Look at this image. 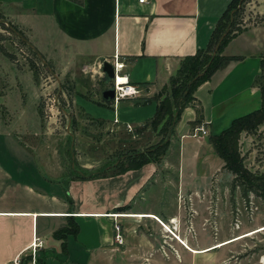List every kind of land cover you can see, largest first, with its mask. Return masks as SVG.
I'll use <instances>...</instances> for the list:
<instances>
[{
    "label": "crops",
    "instance_id": "crops-1",
    "mask_svg": "<svg viewBox=\"0 0 264 264\" xmlns=\"http://www.w3.org/2000/svg\"><path fill=\"white\" fill-rule=\"evenodd\" d=\"M230 2L0 0V5L3 16L59 77L70 75L76 68L84 75L89 69L101 74V63H111L116 56L123 65L120 74L138 89L137 95L114 106L102 102L104 107H98L88 100L79 105L105 128L124 136L133 131L134 141L130 143L144 147L160 140L148 127L140 130L154 116V94L159 88H169V79L182 59L207 47ZM221 56L237 60L223 62L195 88L193 102L181 110L165 139L164 155L106 176L73 179L63 178L62 173L43 174L30 149L25 113L22 109L11 112L9 104L0 98V264H112L119 250L126 256L141 254L144 260L157 258L153 256V236L138 237L129 222L147 221L159 230L154 217L163 222L174 216L160 217L142 210L144 200L172 195L173 191L175 196L187 190L196 194L194 187L219 172L223 162L209 137L260 107L255 79L264 58V25L243 28L226 42ZM200 123L206 135L187 136ZM168 172L178 181L174 188L168 181L161 186V176L169 177ZM70 219L77 227L75 235L55 236ZM113 224L119 227L121 244L114 240ZM139 241L142 246L136 247ZM214 245L203 251L183 247L190 254H198L216 249ZM161 257L169 258V251L159 253Z\"/></svg>",
    "mask_w": 264,
    "mask_h": 264
},
{
    "label": "rangeland",
    "instance_id": "rangeland-1",
    "mask_svg": "<svg viewBox=\"0 0 264 264\" xmlns=\"http://www.w3.org/2000/svg\"><path fill=\"white\" fill-rule=\"evenodd\" d=\"M232 7L215 26L208 48L181 61L179 71L180 75H186L185 79L196 81L216 63L224 47L221 49L219 45L229 28L241 31L251 25H264V0H237ZM2 9L0 5L1 15ZM0 23L6 27L5 31L0 30L3 35L0 45L15 59L12 63L0 54V98L9 104L11 112L22 109L25 113L30 149L41 163L43 174L51 176L62 173L63 178L85 179L115 174L139 164L138 152H141L143 161L154 159L156 149L153 147L156 145L152 142L144 147L134 146L130 143L134 141L131 137L133 131L126 136L121 135L118 130L103 127L102 121H95L81 109L79 104L83 100L104 107L101 92L110 89L111 83L102 73L89 69L84 75L76 68L70 75L59 77L53 68L39 62V57L27 39L25 41L26 37L21 31L24 38L10 31L11 22L4 16L0 18ZM261 75L258 85L264 89V65ZM169 92L168 87H162L154 95L159 101L168 97ZM1 108L3 106L0 104V112ZM261 116L238 123L236 127L239 125L241 130L237 136L232 133L221 140L225 143L222 151L229 163L249 185L244 197L240 196L238 188L231 190L233 176L220 168L208 181H201L194 187L197 188L196 194H190L187 190L183 195L175 196L173 191L172 195L149 197L140 208L160 217L173 215L172 219L163 222L155 218L181 243L198 251L264 227V117ZM170 118L173 122V117ZM169 122L168 118L163 120L158 114L146 121L140 130L148 127L149 133L159 139L164 123L168 124V130L170 128L168 132H172ZM157 159L160 158L154 160ZM172 161L174 163V159ZM168 173L169 177L161 176V186L168 181L174 188L178 181L173 172ZM171 220L174 222L169 223ZM155 222L159 230L147 221L136 220L129 224L133 225L130 227L138 237L141 234L153 236L157 250L154 249L153 256L157 258L144 260L141 254L126 256L119 250L112 264H264V231L221 248L190 254ZM165 240L171 243L163 242ZM135 246L141 247L142 242ZM168 251L169 258H158L159 253L166 255Z\"/></svg>",
    "mask_w": 264,
    "mask_h": 264
},
{
    "label": "trees",
    "instance_id": "trees-1",
    "mask_svg": "<svg viewBox=\"0 0 264 264\" xmlns=\"http://www.w3.org/2000/svg\"><path fill=\"white\" fill-rule=\"evenodd\" d=\"M236 1L237 0H231L230 4L227 7V10L222 15V17L219 19L218 22H220V20L223 18V16L226 15L230 11L231 7L234 5V3ZM2 17H3V15L0 14V18H2ZM9 24H10L9 26H11L10 27V31L12 30L13 32H15V34L17 36H19V38H24V37H22V35H21L22 33L20 32V30L15 25H13L11 23H9ZM0 30H4V31L6 30V27L2 23H0ZM213 31H214V29H213ZM213 31H212V33H213ZM239 32H240L239 29H231V28H229L227 30V32L225 33L224 38L222 39V41H221V43L219 45L221 47V49L226 44V42L228 40H230L231 38L235 37ZM10 33H12V32H10ZM212 33H211V36H212ZM211 36H210L209 42H210V40L212 38ZM24 39L26 41V38H24ZM2 40H3V35L0 33V42ZM209 42H208V45H207L206 48H208ZM0 54L3 57H5L9 62H12V63L15 62L14 61L15 60L14 56L11 55L10 53H8L2 45H0ZM191 57L192 56L186 57L184 59H188V58H191ZM184 59H182V60H184ZM233 60H237V58L220 56L219 59L216 61V63L213 66H211L206 72H204L194 82H190V79H185L184 76H186V75H184V74L180 75V71H179L180 65H181V62H180L179 68L175 72L174 76L170 77V79H169V91H170L169 92V96L166 97V98L163 97L162 99L157 101V104H156V107H155V112H154V117H156V115L160 114V118L161 119L165 120L166 118H168V120L170 121L169 124L173 125V123L177 120L181 110L183 108H185L186 106L190 105L193 102L194 99L192 97V94H193L195 88L197 86H199L200 84H202L203 82L207 81L209 79V77L211 76V74L223 62L233 61ZM263 60H264V58L262 59V61L260 63V73L255 79V84L257 85V87L259 88V91H260L261 103H260L259 109H257L256 111H254V112H252V113H250L248 115H245L243 117H240V118H237V119L233 120L226 130L222 131L221 133H219L216 136L209 137V142H210V144L212 146L213 151L217 154V156L223 162V166L221 168L222 169H226L233 176L232 177V181H231V190H233L234 188H238L240 190V196L241 197L245 196L246 191L249 190V187H248L249 185L245 184V182L241 179L240 174H238L237 169L233 165H231V163H229L228 158L226 157V155L222 151L224 146H225V143L223 141H221V140L224 139L226 136L232 134V133H234L237 136V134L241 130L239 125H238V128L236 127L238 123H241V122H244V121H248V120H250L251 118H253V117L257 116V115H260V116L262 115L261 117H264L263 116L264 115V89L261 87V85H258V81L262 77L261 72H262V68H263V65H264L263 64ZM188 82H189V85H187ZM102 101L105 104H109L112 100H103L102 99ZM159 111L161 113H158ZM196 115H197L196 122H198L199 121V115H200L198 110L196 111ZM170 117H173L172 118L173 122L171 121ZM159 121H160V119L157 120L156 123H158ZM164 122H166V121H164ZM167 125H168L167 123H164V125L162 127V130L160 131V138L161 139L159 140L158 144H156V146L153 147L154 149H156V151L154 152V154H155V157H153L154 159L158 158L160 155H162L163 151L166 149L167 142H165V139L168 138V134H171V133H169L170 132V128L168 130ZM166 133H168L167 137L166 136L164 137V135ZM137 158L140 161L139 164H137L135 166H132V167H127L125 169L136 168V167L140 166L141 164L150 161V159L149 160L145 159L143 161L141 152L137 153ZM141 161H143V162H141ZM125 169H122L119 172H122ZM119 172H117V173H119ZM76 230H77L76 225L74 224L72 219H70L68 224H67V227H65L64 229H62L58 233H56L55 236H57L58 238H61L63 235H66V234L74 236L75 233H76Z\"/></svg>",
    "mask_w": 264,
    "mask_h": 264
},
{
    "label": "built area",
    "instance_id": "built-area-1",
    "mask_svg": "<svg viewBox=\"0 0 264 264\" xmlns=\"http://www.w3.org/2000/svg\"><path fill=\"white\" fill-rule=\"evenodd\" d=\"M144 0H137L138 3H142ZM32 48V47H31ZM32 50L35 52V54L39 57V62L44 65L45 67H47V63L46 61L32 48ZM111 67H112V70H113V74H114V77L113 79L110 80V83H111V87L110 89H112L113 91V99H112V105H116V103L119 101V100H123V99H126V98H131V97H134L135 95H137V93L139 92L138 89L130 84L126 77H124L122 75V77L124 78V83L118 85V88H117V83H116V78H115V75L118 73L120 74V71L122 69V62L118 60V58L116 56H114L113 58V61L110 63ZM48 68V67H47ZM121 75V74H120ZM115 78V80H114ZM116 122V120H114ZM126 129L127 130H130L128 126H126ZM206 135V130H205V126L200 123L199 125H196L194 126L190 133L187 135L191 138H199V137H203ZM154 220H156L159 225L164 228L167 233H169L178 243L182 244L181 241L172 234V232L166 227L164 226L162 223H160L155 217H154ZM113 230H114V240L116 243L120 244L122 239L120 237V234H119V227L118 225L116 224H113Z\"/></svg>",
    "mask_w": 264,
    "mask_h": 264
},
{
    "label": "water",
    "instance_id": "water-1",
    "mask_svg": "<svg viewBox=\"0 0 264 264\" xmlns=\"http://www.w3.org/2000/svg\"><path fill=\"white\" fill-rule=\"evenodd\" d=\"M100 72L109 81L111 79H113V77H114L112 67H111L110 63H108V62H102L101 63V65H100ZM101 98L103 100H112L113 99V91H112V89H106V90L102 91L101 92Z\"/></svg>",
    "mask_w": 264,
    "mask_h": 264
},
{
    "label": "bare ground",
    "instance_id": "bare-ground-1",
    "mask_svg": "<svg viewBox=\"0 0 264 264\" xmlns=\"http://www.w3.org/2000/svg\"><path fill=\"white\" fill-rule=\"evenodd\" d=\"M115 78H116V80H115ZM115 78H114V80L116 81V83H117V88H118V85H120V84H122V83H124V78L122 77V75H120V74H116L115 75ZM172 222H174L173 220H171V223ZM174 224V223H173ZM264 231V227H260L258 230H256V231H254V232H251V233H247V234H244V235H242V236H240V237H237L236 239H234V240H231V241H228V242H225V243H221V244H219V245H217V246H215V247H213V248H221V247H223V246H225V245H229V244H231V243H234V242H237V241H240V240H243V239H245V238H248V237H250V236H252V235H255V234H258V233H260V232H263ZM235 238V237H234ZM182 245H184V243L182 242Z\"/></svg>",
    "mask_w": 264,
    "mask_h": 264
}]
</instances>
